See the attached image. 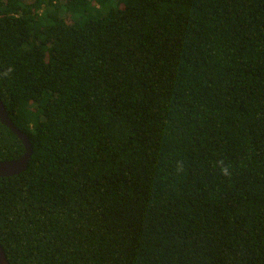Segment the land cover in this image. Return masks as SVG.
Wrapping results in <instances>:
<instances>
[{"label": "trees", "instance_id": "16d2710c", "mask_svg": "<svg viewBox=\"0 0 264 264\" xmlns=\"http://www.w3.org/2000/svg\"><path fill=\"white\" fill-rule=\"evenodd\" d=\"M0 97L10 264H264V0H0Z\"/></svg>", "mask_w": 264, "mask_h": 264}, {"label": "water", "instance_id": "95a60500", "mask_svg": "<svg viewBox=\"0 0 264 264\" xmlns=\"http://www.w3.org/2000/svg\"><path fill=\"white\" fill-rule=\"evenodd\" d=\"M0 120L2 124H4L10 130H12L23 141L26 149L25 154L18 159L11 161H0V177H11L26 171L29 161L33 154V148L30 143L29 136L23 131H21L9 117L7 109L5 108V105L1 100V97H0ZM0 264H10L5 249L1 244V242H0Z\"/></svg>", "mask_w": 264, "mask_h": 264}, {"label": "clouds", "instance_id": "9594fccd", "mask_svg": "<svg viewBox=\"0 0 264 264\" xmlns=\"http://www.w3.org/2000/svg\"><path fill=\"white\" fill-rule=\"evenodd\" d=\"M219 164L221 173L225 176H229L231 174L229 171V166H225L223 161H220Z\"/></svg>", "mask_w": 264, "mask_h": 264}]
</instances>
